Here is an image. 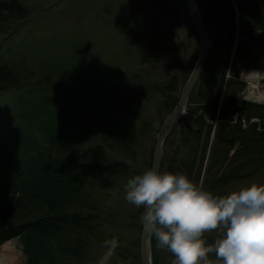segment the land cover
<instances>
[{
	"label": "rangeland",
	"instance_id": "rangeland-1",
	"mask_svg": "<svg viewBox=\"0 0 264 264\" xmlns=\"http://www.w3.org/2000/svg\"><path fill=\"white\" fill-rule=\"evenodd\" d=\"M195 1L211 39L215 33L211 0ZM21 2L31 10L30 17L16 24V32L0 47V63L12 66L26 80L19 88L0 91V145L10 133L20 134L15 144L0 147V189L17 183L19 175L15 171L22 167L21 157L29 156L36 147L55 158L78 153L96 172L89 185V197L102 220L101 232L92 239L83 264H98L105 251L103 242L113 237L118 238L119 246L110 264H140L139 216L143 209L125 200V185L128 179L150 168L153 140L161 120L154 114L151 101L143 102L142 111L119 105V101L111 107L97 102L108 90L102 85L119 86L120 90L125 88L126 80L134 84L136 74L141 72L158 74L160 78L175 77L176 82L184 84L198 50L182 0ZM228 5V12L223 7L225 17L234 19L237 44L241 26H264V0H229ZM234 47L235 44L231 54ZM255 49L248 63L264 66V44ZM252 72L264 74V69L241 71L242 75ZM243 85L239 98L258 104L247 97L248 82L244 80ZM257 88L263 92L264 81ZM112 123L131 128L137 146L134 158L103 141L101 133ZM258 171L254 177L227 182L215 194L224 195L253 182L264 184V167ZM202 180L201 175L197 183ZM217 236L218 231H209L204 239L211 245ZM150 239L157 245L155 238ZM9 241H13L19 255L16 264H24L18 239ZM9 241L1 243L0 248ZM156 257L157 264H172L175 259L169 251L159 248ZM209 259L215 260L214 254Z\"/></svg>",
	"mask_w": 264,
	"mask_h": 264
},
{
	"label": "trees",
	"instance_id": "trees-1",
	"mask_svg": "<svg viewBox=\"0 0 264 264\" xmlns=\"http://www.w3.org/2000/svg\"><path fill=\"white\" fill-rule=\"evenodd\" d=\"M21 1L0 0V47L16 32V24L30 17L31 10ZM228 2L209 3L215 29L210 53L187 100L185 114L163 142L161 160V170L183 172L196 182L202 175L204 188L214 194L227 182L254 177L264 167V105L239 98L244 90L241 71L264 69L261 64L248 63L255 48L264 44V26H241L237 44L234 19L225 17ZM158 76L136 74L134 84L124 82L126 90L101 84L108 90L97 104L111 107L119 101V105L142 111L143 102L151 101L154 114L162 121L177 103L183 84L175 77ZM24 81L12 66L0 63L1 92L19 88ZM19 135L10 133L0 147L15 144ZM101 136L110 148L134 158L136 137L130 127L112 123ZM21 163L22 167L14 170L19 175L17 183L0 189V244L16 237L24 264H83L92 239L101 232L100 212L89 197L96 172L78 153L55 158L38 147L30 150L29 156H22ZM150 249L152 263L157 264L158 248L153 240Z\"/></svg>",
	"mask_w": 264,
	"mask_h": 264
},
{
	"label": "clouds",
	"instance_id": "clouds-1",
	"mask_svg": "<svg viewBox=\"0 0 264 264\" xmlns=\"http://www.w3.org/2000/svg\"><path fill=\"white\" fill-rule=\"evenodd\" d=\"M125 200L143 209L144 230L175 257L172 264H264V184L216 195L183 172L153 166L127 180ZM214 230L209 245L204 235ZM103 246L98 264H110L119 240Z\"/></svg>",
	"mask_w": 264,
	"mask_h": 264
},
{
	"label": "water",
	"instance_id": "water-1",
	"mask_svg": "<svg viewBox=\"0 0 264 264\" xmlns=\"http://www.w3.org/2000/svg\"><path fill=\"white\" fill-rule=\"evenodd\" d=\"M183 9L186 10L187 18L190 20L191 28L195 33V39L197 40V50L198 54L195 58V63L190 69L188 77L185 79L183 86L180 88L179 97L177 98V103L174 108L171 109L169 115H167L161 121V126L157 133L155 134V140H153V150L152 158L149 163L150 167H158L161 169V160L163 158L162 150H164V140L169 135L171 129L177 124L180 118L185 114V108L187 105V100L192 93L193 87L198 83V78L201 76L202 68L206 63L207 57L210 53V44L212 43L211 39L208 36L207 29L204 28L203 19L200 17V12L196 7L195 0H182ZM259 104V103H258ZM255 122V121H252ZM140 234H139V255L138 260L140 264H153L151 259V239L149 234L144 230L142 224H140Z\"/></svg>",
	"mask_w": 264,
	"mask_h": 264
},
{
	"label": "bare ground",
	"instance_id": "bare-ground-1",
	"mask_svg": "<svg viewBox=\"0 0 264 264\" xmlns=\"http://www.w3.org/2000/svg\"><path fill=\"white\" fill-rule=\"evenodd\" d=\"M243 80L248 82V99L255 102H264V91L260 93V89L258 90L257 85L260 81H264V74L262 72H252L249 75H242ZM15 245L13 241L6 242L0 248V264H16L18 261L19 255L15 253Z\"/></svg>",
	"mask_w": 264,
	"mask_h": 264
}]
</instances>
